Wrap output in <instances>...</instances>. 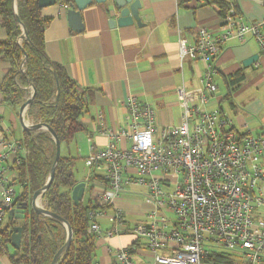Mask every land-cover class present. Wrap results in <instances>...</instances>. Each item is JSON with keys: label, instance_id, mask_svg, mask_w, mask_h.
<instances>
[{"label": "built area", "instance_id": "obj_1", "mask_svg": "<svg viewBox=\"0 0 264 264\" xmlns=\"http://www.w3.org/2000/svg\"><path fill=\"white\" fill-rule=\"evenodd\" d=\"M236 7L232 1L220 34L201 27L195 41L179 39L181 61H202L207 70L200 88L177 90L182 110L177 126L158 127L154 109L135 96L127 99L126 123L117 132L106 130L103 116L98 117L100 132L114 140L129 139L132 146L97 150L91 145L86 166L90 172H103L105 180L98 186L97 199L113 206L129 186L147 187L153 204L151 221L136 227L133 235L152 254V264H209L208 245L240 253L244 264L262 262L264 138L248 131L237 133L232 118L209 104L218 94L216 60L227 42L245 43L252 38L259 43L264 60L262 24L248 23ZM1 123L0 118V127ZM0 147L4 149L0 151L1 230L16 207L17 189L10 172L21 165L19 152H28L14 140H2ZM103 217L104 212H89L88 233L106 238L119 235L126 221L123 211H115V227L110 231L100 226ZM114 264L138 263L131 250L124 248L114 252Z\"/></svg>", "mask_w": 264, "mask_h": 264}, {"label": "crops", "instance_id": "obj_2", "mask_svg": "<svg viewBox=\"0 0 264 264\" xmlns=\"http://www.w3.org/2000/svg\"><path fill=\"white\" fill-rule=\"evenodd\" d=\"M141 1L142 27L133 24L110 28L111 16L106 14L103 7L94 6L83 13L84 31L76 32L69 25L62 2L42 10V17L51 19L44 34L46 54L52 62L64 68L78 89L86 94L89 104L81 120L85 131L62 146L61 153L74 160L77 183H86L82 202L87 204L91 200L98 207H108L98 209L104 212V217L99 220L102 229L110 231L115 227L112 218L116 210H122L126 219L119 235L96 237L97 264H114V252L124 248L131 250L138 264H152L153 261L152 254L133 235L136 227L151 221L149 216L153 204L148 198L147 187L133 184L122 192L113 206H107L97 199L98 186L102 181H96L94 189L88 182L91 172L86 166V159L90 155L91 145L97 150L109 145L120 150L132 146L129 139L114 140L100 132L99 115L103 116L106 130L117 132L126 123V101L130 96H135L154 109L158 127L177 126L182 115L177 90L181 87L188 91L200 88L207 70L202 61H181L179 39L184 36L195 41L201 27L220 34L224 23L214 3L217 0H210L211 3L205 0ZM237 4L244 19L248 23L262 24L264 33V6L252 0H237ZM7 39L0 19V43ZM255 55L259 56L258 60L245 66L244 62ZM10 70V62L0 56V142H21L25 131L21 119L23 104L16 101L5 103L2 93ZM216 71L214 82L218 86V94L211 97L210 108L218 107L230 116L237 133L248 131L264 138V60L259 43L252 38L245 43L235 40L227 42L216 60ZM238 74H243L244 80L230 89L227 79ZM230 91L231 97L228 98ZM1 150L4 149L0 147ZM261 164L264 170V156ZM130 173L136 175L135 171ZM96 174L104 178L103 172ZM15 176L11 171V180ZM139 188H143L145 193L140 192ZM20 190L17 187L18 193ZM1 194L0 183V198ZM16 225L22 226V222L18 221ZM207 250L211 256L223 254L233 264H244L238 252L213 245H208ZM15 251L11 244L8 254L13 255ZM8 254L0 256V264H12ZM261 264H264V254Z\"/></svg>", "mask_w": 264, "mask_h": 264}, {"label": "trees", "instance_id": "obj_3", "mask_svg": "<svg viewBox=\"0 0 264 264\" xmlns=\"http://www.w3.org/2000/svg\"><path fill=\"white\" fill-rule=\"evenodd\" d=\"M232 1L237 4V0L214 2L219 8L220 17L226 18ZM15 2L22 26L15 20ZM205 2L211 3L210 0ZM42 10L39 0H0V19L8 35L7 41L0 43V56L11 64L2 93L5 103H22L25 100L26 88L32 86L35 95L28 106L27 117L35 124L48 126L62 147L72 142L77 134L85 131L81 120L88 111L89 104L86 94L78 89L64 68L47 56L44 34L51 19L42 17ZM236 12L241 15L238 4ZM23 28L28 40L20 43L24 34ZM24 62L25 73L21 74L20 67ZM243 80V74H238L228 78L227 84L232 89ZM231 93L230 91L228 98ZM26 102L25 100L23 105ZM19 145L28 153L20 151L21 165L12 168L16 174L12 185L21 189L20 193L17 191L16 206L30 203L33 196L45 187L56 156V143L49 131L25 130ZM96 181L105 182L104 178L93 170L88 181L92 189ZM77 184L74 160L64 157L61 153L53 183L43 194V200L49 212L70 226L73 239L55 264H97L96 236L88 233V214L92 210L108 207H98L91 200L87 204L81 202L76 205L72 199V190ZM21 222L24 229L21 249L16 250L13 255L8 254L12 229L17 226V222L8 221L0 230V256L8 254L12 264H52L67 241L63 224L32 210L28 211L26 219ZM208 263L233 264L231 259L223 254L210 256Z\"/></svg>", "mask_w": 264, "mask_h": 264}, {"label": "water", "instance_id": "obj_4", "mask_svg": "<svg viewBox=\"0 0 264 264\" xmlns=\"http://www.w3.org/2000/svg\"><path fill=\"white\" fill-rule=\"evenodd\" d=\"M258 5L264 6V0H252ZM62 2V6L66 9V15L69 22V25L76 31L82 32L84 31V24H83V13L92 8L94 6H100L105 9L106 14L111 16L109 20L110 28L118 27H128L133 24H137L139 27H142L144 24L142 22V18L140 15L142 9V1L141 0H39V6L44 9L51 6H55L57 3ZM15 20L18 24L21 25L20 19L17 15V7L15 2ZM22 26V25H21ZM24 34L23 38L20 42L28 40L27 33L23 28ZM259 56L255 55L244 62L245 66L255 63L258 60ZM25 64V62H24ZM23 64V65H24ZM56 82L58 84V79L55 76ZM59 89V86H58ZM35 95V90L32 95V98L27 100V102L21 108V119L24 129L27 131H41L47 130L51 133L55 143H56V156L53 168L51 170L49 179L45 187L37 192L30 203H22L16 206L9 212L8 221L18 222L24 221L27 217V213L29 210L34 211L35 213L43 216H47L59 221L66 229L67 232V241L63 249L59 252L58 256L56 257L55 261L52 264H55L56 260L61 256V254L70 246L72 239H73V232L70 226L60 217L52 214L47 209L39 208L36 205L37 199L43 196V194L49 189L51 184L53 183L54 176H55V169L58 162L61 159V143L57 139L54 132L46 125H35V126H28L24 121V115L26 112L27 107L32 103L33 98ZM86 190V183H78L74 189L72 190V199L73 202L78 205L83 201L84 194ZM23 227L18 225L14 226L12 229L11 235V244L12 247L16 250H20L22 247V237H23Z\"/></svg>", "mask_w": 264, "mask_h": 264}, {"label": "rangeland", "instance_id": "obj_5", "mask_svg": "<svg viewBox=\"0 0 264 264\" xmlns=\"http://www.w3.org/2000/svg\"><path fill=\"white\" fill-rule=\"evenodd\" d=\"M24 64V63H23ZM21 65V67H20V73L21 74H24L25 73V67H24V65ZM20 74V75H21ZM19 80H20V76H18V79H17V83H19ZM33 93H34V89H33V87L32 86H29V87H27L26 88V90H25V94H26V96H25V100L27 101V100H29V99H31V96L33 95ZM25 100L23 101V102H25ZM23 102H22V104H23ZM27 110H28V107H27V109H26V112H25V115H24V121H25V123L28 125V126H35V125H39V124H35L31 119H29L28 117H27ZM44 132H48L47 130H43ZM78 173V172H77ZM139 191L140 192H142V193H145V190L143 189V188H139ZM86 200H87V198H86ZM41 204H42V209H47L46 208V205H45V202H44V200H43V196L41 197ZM47 217V216H46ZM50 218V217H49ZM220 249V248H219Z\"/></svg>", "mask_w": 264, "mask_h": 264}, {"label": "bare ground", "instance_id": "obj_6", "mask_svg": "<svg viewBox=\"0 0 264 264\" xmlns=\"http://www.w3.org/2000/svg\"><path fill=\"white\" fill-rule=\"evenodd\" d=\"M41 198L39 197L36 201V205L39 207V208H42V204H41Z\"/></svg>", "mask_w": 264, "mask_h": 264}]
</instances>
